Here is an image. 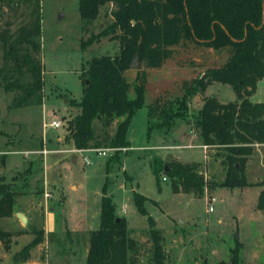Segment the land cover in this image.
Instances as JSON below:
<instances>
[{"label": "trees", "instance_id": "1", "mask_svg": "<svg viewBox=\"0 0 264 264\" xmlns=\"http://www.w3.org/2000/svg\"><path fill=\"white\" fill-rule=\"evenodd\" d=\"M4 8L20 10L23 20H4ZM102 8H106L104 18L110 21L93 34L89 27ZM78 13L84 34H89L81 40L82 50L107 39L118 43L119 52L93 57L83 67L82 97L68 102L78 112L68 121L66 143L81 150L129 148L128 127L145 105L149 74L163 69L175 74L178 69L171 66H192L194 71H204H193V77L175 75L179 94H159L147 105V136L158 132L163 141H173L175 129L192 118L199 141L217 148L223 169L220 186L229 190L249 187L247 161L254 145H264V102L250 100L257 82L264 79V0H78ZM40 36V0H0V89L14 94L12 107L43 102ZM225 54L228 60L218 65ZM178 57L189 61L181 66ZM135 64L142 70L130 78ZM214 83L230 86L236 99L222 102L214 95L205 96L197 110L190 112L192 98ZM4 163L5 154H0V167ZM199 166L156 157L151 162L155 179L159 181L160 175L168 178L173 194H191L198 199L208 184ZM259 186L256 208L264 211V182ZM20 194L12 184L0 181V220L13 215L14 200ZM132 200L138 213L147 216L144 203L148 200L137 192ZM99 207V227L91 232L84 264H137V243L129 237L127 221L116 214L115 205L104 193ZM147 221L153 264H165L160 234L150 216ZM30 234L32 241L13 255V263L27 262L31 250L43 242V229L33 228ZM11 236L0 228L4 251L10 248ZM239 248L236 244L229 260L217 264H247L240 260Z\"/></svg>", "mask_w": 264, "mask_h": 264}, {"label": "rangeland", "instance_id": "2", "mask_svg": "<svg viewBox=\"0 0 264 264\" xmlns=\"http://www.w3.org/2000/svg\"><path fill=\"white\" fill-rule=\"evenodd\" d=\"M4 9V20L11 23L23 20L20 10ZM105 10L101 9L100 16L89 27L93 34L99 33L110 21L104 18ZM40 14L42 104L12 107L14 94L0 89V154H5L6 159L0 167V181L21 190L14 202L30 221L23 225L13 214L11 222L0 223V228L12 234L43 229L41 207L46 206L54 212L58 230L54 234L43 230L39 264H83L91 232L99 227V205L104 193L115 205L116 214L127 221L129 237L137 243V264H153L147 216L153 219V227L160 234L165 264L228 261L236 244L241 246L238 250L241 261L264 264V211L256 208L259 185L264 182V148L255 149L247 161L250 186L229 190L220 186L223 170L218 162H212L218 161L217 148H211L212 151L207 148V152L201 147L192 148V118L190 123L179 120L182 123L173 133V138H180L184 132H190L186 133L183 143L182 139L178 143L172 139L163 141V135L158 132L147 136V105L159 94H179L175 75L193 77L196 73L192 74V66H171L178 69L175 74L164 69L149 70L145 105L133 115L128 127L129 148L108 151L105 157L93 149L71 157V153L65 151L68 150L65 134L71 115L78 110L68 102L80 101L82 97V69L93 57L117 55L119 45L102 39L81 49V40L89 34L83 31L78 0H40ZM178 59L181 66L189 61L184 57ZM227 60L225 54L217 64L222 65ZM196 62H200L198 58ZM140 70L141 66L135 64L129 77L134 78ZM202 71L199 68L194 72ZM204 94L214 95L221 101L236 99L230 86L219 83L209 85L201 95ZM128 95H134L133 89ZM252 99L264 101V80L259 82V90ZM52 120H61V127H50ZM95 127L99 129V121L95 122ZM198 142L195 136L193 143ZM43 147L50 151L46 157L37 153ZM153 157L163 162H200L199 173L208 180L203 197L173 194L168 178L160 175L159 181L155 179L151 169ZM163 177L167 180L162 181ZM133 192L148 200L144 203L147 216L138 213L132 200ZM211 198L214 199L213 211L209 212Z\"/></svg>", "mask_w": 264, "mask_h": 264}, {"label": "crops", "instance_id": "3", "mask_svg": "<svg viewBox=\"0 0 264 264\" xmlns=\"http://www.w3.org/2000/svg\"><path fill=\"white\" fill-rule=\"evenodd\" d=\"M263 80L264 79H261V80H259L257 82L256 91L259 90V82H261ZM204 96H208V95H205V94L204 95L197 94V95H195L192 98L191 103H190V112H194L195 110H197V108L202 104V102H203L202 100H203V97ZM252 96H253V94L250 96V100L252 102H264V101H254L252 99ZM235 97H236V94H235ZM229 101H232V100H229ZM222 102H227V101H222ZM191 105H192V108H191ZM146 122H147V116H146ZM186 133L188 134L190 132H187L186 131ZM186 133L184 132V134L182 136H180V138L175 137L174 138L175 143H178L179 139H182V143L185 142L184 139L186 138V136H185V135H187ZM195 136H197V135H196L195 129L192 127V134L190 136L191 139H192V148L201 147L202 149L205 150V152H207L208 151L207 150L208 147L204 146L200 141L198 143H193V140L195 139ZM191 139H189V140H191ZM67 147L68 148H66V149H68V150H65V151L67 153H71V157H74L75 156V153L77 154V153H82L84 151H87V150H79L78 151V149H74V147L71 146V145H69V144H68ZM211 148H213V147H211ZM211 148L209 147L208 149L210 151H212ZM260 148H264V145H262V144H256V145H254L253 151L255 149H260ZM0 152H2V151H0ZM48 154H49V152L46 153L44 157L48 156ZM41 156H42V154H41ZM74 158H76V157H74ZM250 159H251V156H250ZM220 161H221V158L218 157V161L213 160L212 162H218L219 165H220ZM196 163H200V162H196ZM220 167H221V165H220ZM245 172H246V177H247L249 175L248 174L249 171L247 170V165H246ZM260 191H261V189L259 188L258 194H259ZM175 195H177V194H175ZM40 206H42V200L41 199H40ZM13 207H14V210H13L14 213L13 214L15 215V217H16V214L17 213H21V214H23L26 217L27 222L30 221V218L26 215L25 212H23L21 209H17V206H16L15 202H14V206ZM41 210H43V212H42L43 213V223H42L43 230L47 234H54V233H56L57 230H58V227H57L58 224H57V218H56L54 212L52 211V209H49V210L46 209V206L41 207ZM11 220H12L11 217L4 218V219H1L0 220V223L2 224L4 221L11 222ZM7 232H10V231H7ZM12 237H15V240H12ZM32 239H33V235L30 234V233H28V234L27 233H23V234H16L15 233V234H12V236H11L12 242H10V248H9V250L8 251H4L0 247V264H3V263L4 264H15L12 261L13 255L15 253L19 252L25 245H27L28 243H30L32 241ZM40 247H41V244H39L38 246L34 247L31 250V252H30V259L27 262L21 263V264H39V262H38V259H39L38 254H39V251H40ZM7 254L10 255V257H9L10 259L8 258V255ZM8 260H10L11 263H8ZM84 262H85V259H84ZM84 262H83V264H84Z\"/></svg>", "mask_w": 264, "mask_h": 264}, {"label": "built area", "instance_id": "4", "mask_svg": "<svg viewBox=\"0 0 264 264\" xmlns=\"http://www.w3.org/2000/svg\"><path fill=\"white\" fill-rule=\"evenodd\" d=\"M62 125L61 123V120H52L50 123H49V126L50 127H53L55 129H58L60 128ZM44 126H46V124H44ZM122 150H126L127 148H121ZM74 150V149H73ZM81 150V149H78V151ZM95 150L98 154H101V156H107V152L108 151H114L116 150L115 148H102V149H93ZM88 151V150H87ZM50 151H48L45 147H43L42 149H40L37 153H41L42 156H45L46 153H48ZM58 152H63V151H58ZM88 164V162H87ZM167 179L165 177L162 178V181H166ZM210 207L208 208V211L211 212L213 211V207L211 206V203H213L214 199L211 198L210 200Z\"/></svg>", "mask_w": 264, "mask_h": 264}, {"label": "water", "instance_id": "5", "mask_svg": "<svg viewBox=\"0 0 264 264\" xmlns=\"http://www.w3.org/2000/svg\"><path fill=\"white\" fill-rule=\"evenodd\" d=\"M165 170H166V167H165ZM16 217H17V219L21 222V224H23V225L26 224L27 219H26V217H25L23 214H21V213H17V214H16Z\"/></svg>", "mask_w": 264, "mask_h": 264}]
</instances>
